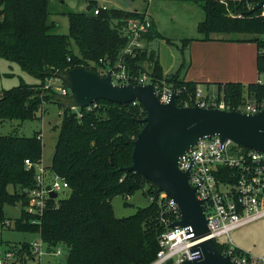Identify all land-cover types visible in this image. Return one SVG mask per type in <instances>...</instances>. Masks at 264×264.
<instances>
[{"label":"trees","instance_id":"1","mask_svg":"<svg viewBox=\"0 0 264 264\" xmlns=\"http://www.w3.org/2000/svg\"><path fill=\"white\" fill-rule=\"evenodd\" d=\"M48 1L0 0V60L18 63L40 80L38 84L22 81L0 92V123L40 118L44 104L59 105L62 117L50 169L67 180L70 195L60 198L58 206L48 207L40 217L23 209L22 217L16 220L17 228L39 231L51 245L65 242L69 246L66 262L49 264H148L159 250L161 233L171 223L166 225L163 218L171 215L163 214L157 186L126 169L133 163L134 142L145 125L146 111L139 102L103 98L84 108H68L59 101L58 92L46 88V80L75 67L101 74L104 68L116 71L122 66L129 82L138 83V78L147 73L153 83L173 84L181 90L176 99L179 106H184L185 101L195 104L200 83L216 84L219 100L231 108L245 105L250 99H264V83L185 80V62L166 74L156 49L123 52L127 43L122 32L125 20L141 12L113 7L95 14L96 0H90V12H65L70 25L68 34L54 32L57 23L51 19ZM259 1L204 0L205 18L197 27L204 40L216 39L213 33L248 35L229 40L257 43L256 64L261 75L264 15L262 9L247 13ZM144 36L149 42L162 37L154 26ZM191 40L185 39L184 44ZM42 152L41 131L31 136L0 134L1 217H5V205L18 201L28 205L29 199L19 190L36 184V169H27L25 160L41 162ZM141 189L151 196V202L132 215L115 217L112 199L117 195L128 197ZM33 218L39 222H33ZM217 247L222 250L219 244Z\"/></svg>","mask_w":264,"mask_h":264},{"label":"built area","instance_id":"2","mask_svg":"<svg viewBox=\"0 0 264 264\" xmlns=\"http://www.w3.org/2000/svg\"><path fill=\"white\" fill-rule=\"evenodd\" d=\"M106 8L108 7L95 6L93 11L98 14L101 9ZM262 14L264 15V7ZM152 27V19L144 13L127 18L122 29L127 37L123 52L134 54L136 50L144 49V43H149L144 34ZM261 52L264 53V48ZM119 67L120 70L116 71L111 67L104 68L101 74L106 75L110 71L114 82H129L124 68ZM138 81L152 83L156 95L163 103L170 101L173 92L179 94L181 91L166 81L153 83L147 73H143ZM258 81L264 83L261 78ZM58 89L59 95L70 93L69 88L63 84ZM201 95V90L197 89L195 103L202 107L237 109L248 113L264 109V99H250L245 105L231 108L222 99L219 102H208L198 98ZM132 102L136 104L138 101ZM189 105L194 104L185 101L184 106ZM25 164L27 169L35 167L36 184L19 191L24 192L29 199L27 212L40 217L48 207L58 206L60 191L70 187L67 180L58 176L42 161L26 159ZM178 165L183 171L189 170V182L196 188L197 198L204 201L202 206L208 220L209 234L198 238L191 225L172 226L173 222L182 218L181 211L174 199L161 192L157 194V201L162 206L163 214L171 215L164 217L163 221L166 225L170 221L171 223L161 233L159 250L148 264H183L187 260L199 259L201 252L193 249V246L205 238H212L216 246L219 244L222 248L219 251L236 264H264V255H250L238 248L230 237L233 230L264 218V150L245 147L232 140L222 141L218 136H205L179 157ZM48 185L50 189L47 188ZM50 191L56 192L57 196L52 197ZM33 222H39V219L33 218ZM14 229L18 230L16 220L6 215L0 216V264H45L44 256L61 255L63 247H68L65 242L51 245L42 236L40 241L12 243L4 238V233Z\"/></svg>","mask_w":264,"mask_h":264},{"label":"water","instance_id":"3","mask_svg":"<svg viewBox=\"0 0 264 264\" xmlns=\"http://www.w3.org/2000/svg\"><path fill=\"white\" fill-rule=\"evenodd\" d=\"M264 7L260 0L247 13ZM92 4L87 6L90 11ZM56 77L69 88L68 95H58L68 108H84L97 99L128 103L137 100L146 111L145 125L137 135L133 148V163L126 167L152 181L156 194L165 192L174 199L182 218L172 226L191 225L198 238L209 234L203 200L196 196V188L189 182V170L179 168V157L205 136H218L222 141L232 140L245 147L264 150V109L254 113L237 109L189 106L177 104L176 92L167 103L160 101L152 83L114 82L112 72L106 75L84 67L61 71ZM50 189V186H47ZM52 197L57 193L50 191ZM193 249L200 250L199 259L183 264H236L224 256L212 238H205Z\"/></svg>","mask_w":264,"mask_h":264},{"label":"rangeland","instance_id":"4","mask_svg":"<svg viewBox=\"0 0 264 264\" xmlns=\"http://www.w3.org/2000/svg\"><path fill=\"white\" fill-rule=\"evenodd\" d=\"M222 1V0H221ZM204 0H96L97 6L113 8L116 5L121 9L129 11H145L146 9L155 18L162 37L153 40L151 47L149 43H144L143 48H154L159 52L160 62L166 74L175 72L180 65L185 62L182 74L188 70L191 58L189 55L190 44L200 37L198 23L205 18V10L202 6ZM90 0H49L48 8L51 12V19L56 21L57 26L54 32L61 34L69 33V18L65 14L67 11H87ZM91 11V10H90ZM88 11V12H90ZM114 19V23H117ZM218 36L239 37L248 36L246 34H226L216 33ZM169 38L170 41H168ZM185 39H192L189 44H184ZM258 78V74L257 77ZM264 80V73L260 75ZM22 81L38 84L39 79L24 71L18 63L0 60V92L4 89L19 85ZM201 87L203 93L198 98L206 99L208 102H219L218 88L216 84L209 85L203 83ZM62 82L57 78L46 80V88H52L59 92ZM40 118L20 122L19 120L5 121L0 123V134H19L31 136L36 131H41L43 152L42 163L51 168L53 155L55 153L56 142L59 134L61 122V108L58 104L49 102L40 108ZM148 187L145 188L147 190ZM70 195V188L60 191V198H67ZM151 202V196L138 190L134 194L124 197L117 195L112 199V209L115 217H125L136 213L138 208L145 207ZM4 213L6 216L17 220L22 217L23 209L27 205L18 201L15 204L5 205ZM232 242L240 249L250 253L252 256L261 257L264 255V218L248 223L230 233ZM4 238L12 243L40 241L41 235L38 232L24 231L20 229L7 230ZM69 246L63 247V254L48 257L44 256L46 263H64L67 260Z\"/></svg>","mask_w":264,"mask_h":264},{"label":"crops","instance_id":"5","mask_svg":"<svg viewBox=\"0 0 264 264\" xmlns=\"http://www.w3.org/2000/svg\"><path fill=\"white\" fill-rule=\"evenodd\" d=\"M150 1L152 0H148V3ZM116 7L120 8L118 5ZM139 12L151 18L153 26L161 33L155 18L147 9L144 12ZM211 36L216 39L204 40L201 34L200 37H194L196 39L191 42L189 49L191 63L184 75L185 80L198 82L240 81L246 84L260 79L256 64L258 53L256 42L229 40L231 37L218 36L216 33ZM152 42L153 40L149 42V47ZM257 74L258 78H256ZM203 86V83L198 85L201 93H203L201 89ZM10 188L12 189V186Z\"/></svg>","mask_w":264,"mask_h":264}]
</instances>
